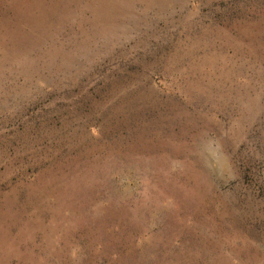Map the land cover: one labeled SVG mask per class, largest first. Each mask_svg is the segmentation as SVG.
<instances>
[{"label": "rangeland", "instance_id": "374dc122", "mask_svg": "<svg viewBox=\"0 0 264 264\" xmlns=\"http://www.w3.org/2000/svg\"><path fill=\"white\" fill-rule=\"evenodd\" d=\"M0 264H264V0H0Z\"/></svg>", "mask_w": 264, "mask_h": 264}, {"label": "clouds", "instance_id": "9594fccd", "mask_svg": "<svg viewBox=\"0 0 264 264\" xmlns=\"http://www.w3.org/2000/svg\"><path fill=\"white\" fill-rule=\"evenodd\" d=\"M198 154L202 166L219 181L229 183L235 179L228 157L217 138L202 136L199 141Z\"/></svg>", "mask_w": 264, "mask_h": 264}]
</instances>
